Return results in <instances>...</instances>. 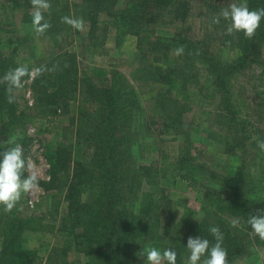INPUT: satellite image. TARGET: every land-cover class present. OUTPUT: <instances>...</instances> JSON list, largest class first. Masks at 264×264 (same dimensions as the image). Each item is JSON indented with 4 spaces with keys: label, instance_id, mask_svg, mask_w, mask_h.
I'll return each instance as SVG.
<instances>
[{
    "label": "rangeland",
    "instance_id": "rangeland-1",
    "mask_svg": "<svg viewBox=\"0 0 264 264\" xmlns=\"http://www.w3.org/2000/svg\"><path fill=\"white\" fill-rule=\"evenodd\" d=\"M127 1L130 0H116L115 6L122 9ZM224 1L226 0H221L220 3H226ZM187 2L191 6L188 19L183 23L168 22L156 25L155 36L169 38L180 33L199 41L205 32L210 31L203 0ZM56 3L58 10L63 9L66 13L63 15L66 16L75 6L81 4V0H56ZM21 11L10 0H0V54L10 57L15 68L27 65L31 70L41 61L48 66H57L58 62L55 60L63 52L62 44H58V39L54 36L44 35L37 38L31 30V25L21 22ZM113 23L111 18L108 20L104 15L100 16L96 37H102L101 28H108L102 48L92 47V42L86 35V28L79 34L68 36L64 45L67 51L76 56L78 70L81 73L86 72L90 81L99 88L106 87L103 79L112 78L115 71L121 73L133 90L139 105V110L132 112L125 131L129 144L116 145L117 142H113L115 151L111 153V164L107 165L106 169L109 171L112 165L118 166L115 172L108 173L114 183L113 207L117 208V212L133 210V207L136 209L141 201L145 203V195H148L146 193L153 191L160 195L163 191V199L169 205L167 218L173 229L172 235L187 241L189 231L182 229L185 228L190 214L194 215L195 221H200L201 198L204 196L176 176V166L185 158L187 162L184 163V170L192 173L194 181H197L196 185L199 183V186L211 190L213 194H225L219 177L231 176L236 168L242 167L246 176L245 190L249 201L264 204V151L257 147V141L264 140V44L260 49L262 64L253 66L248 76H240L231 82L234 113L240 117L241 122V125H237L232 121L233 114L221 112V98L212 77L204 71L203 66L197 64L195 80H186V75L178 76V67L182 60L180 61L181 56L174 55V47L170 48L167 55L163 50L148 52L146 45H143L140 48L142 51L139 52L136 50L137 40L130 30L122 28L116 33ZM210 38L207 47L215 58L223 63L235 59V50L219 46V41L213 40L214 35ZM158 66L166 70L173 68L176 78L174 86L171 87L169 78L167 84L159 83L157 78L153 82L154 68ZM159 77L161 78V75ZM25 80L27 82L24 87L15 94V116L8 118L4 115L1 121L4 125L12 123L13 130L8 136H0V149L5 150L8 146L6 141L13 147L16 144L22 146L25 157L29 164L34 165L40 178L41 191L25 194L20 200L26 203L25 212L28 213L25 216V226L38 230L32 232L25 230V226L22 228V247L42 258V264H45L49 253L58 256L56 264H104L100 256L91 252L92 247L99 244L93 243L88 249L84 241L86 239L79 245L71 234L84 233L87 239L98 236L80 214L78 219L82 224L70 227L73 223L71 216L76 215L73 212L71 216H67V186L72 179V173H69L64 185L61 181V188L49 187L51 164L57 153L72 166L79 162L98 173V170H94L95 165H91L92 148L95 149L96 143L105 148L109 146L107 137L95 129V124L103 121L98 113L99 108L89 112L91 121L83 116L86 106H81L78 101L71 105L67 113L63 114L61 109H57L51 116L42 115L32 89L34 80L27 77ZM121 88L127 89L125 82ZM159 98L161 109L156 106ZM100 100L103 104V99ZM251 105L254 106L253 111L250 109ZM152 122L155 126L147 131V123ZM178 127L182 133L176 130ZM94 129L99 133L93 136V140L88 141V137H91L90 131ZM245 137H249L250 141ZM116 138L122 139L118 136ZM234 138L241 140L243 147L234 145ZM227 143H230L229 148ZM187 147L190 149L188 156L185 155ZM239 155L243 158H238ZM226 161L229 162L228 167L223 171ZM153 166H157L162 176L154 189L145 185L143 174L144 169ZM121 169L125 170L123 174L118 172ZM99 182L98 179L91 180V183ZM81 186L83 188L77 202L80 205H89L94 198L90 196L88 186ZM123 197L129 199L126 201L129 209H123ZM223 218L233 227L232 217L225 214ZM174 241L167 239L164 245L149 241L140 249L155 247L162 251L163 248H173ZM140 249L136 251L138 257L135 264H145L144 257L139 256L142 251ZM233 264H264V248L250 246L248 253L237 258Z\"/></svg>",
    "mask_w": 264,
    "mask_h": 264
},
{
    "label": "trees",
    "instance_id": "trees-1",
    "mask_svg": "<svg viewBox=\"0 0 264 264\" xmlns=\"http://www.w3.org/2000/svg\"><path fill=\"white\" fill-rule=\"evenodd\" d=\"M10 1L22 10L21 22L31 25L30 0ZM220 2L221 0H203L204 7L207 10L206 21L208 26L212 17L218 14L222 8L233 2L240 3L241 0H226L224 4ZM50 3L51 8L44 13V18L46 22L50 23L51 28L45 36L56 37L58 39L57 43L62 44L63 52L55 60V62H58L57 66L45 65L44 61L34 66L39 67L44 64L50 69V71H45L42 75L33 79L32 89L40 108L39 111L42 115L51 116L53 112L56 113L57 109H61V113L64 114L68 112L73 103L78 101L81 106H86L83 116L91 121L92 118L88 114L98 107V113L101 114L103 123L100 122L102 127L100 123L95 124V129L97 128L99 132H102L109 142V146L106 148L99 143H96L95 149L92 148L90 160L91 165H95L94 170H98V173L95 171L96 174L90 170L88 165L76 162L72 166L68 160L65 161L60 158V153H57L55 160L52 161L49 187L61 188L59 186L61 181L64 185L69 173H72V179L67 186V199L69 200L67 216H71L73 212L76 215L71 216L74 224L72 223L70 227L82 224L78 219L80 214L85 217V223H88L90 229L95 230L98 236L97 238L87 239L84 237V233L77 235L71 232V234H73L76 244L81 245L83 244L82 240L86 239L84 241H86L88 249L93 243L99 244V246L90 249L93 254L102 258L104 264H135L136 257H138L136 251L144 248L145 243L150 241L164 245L167 239H172L175 240L172 243L175 245L173 249L178 253L177 264H179L180 258L188 254L185 249L187 241H182L178 239L179 237L172 235L173 229L168 221L169 218H167L169 205L163 199V191L160 195H156L153 191L146 193L148 195H145V203L141 201L137 204L136 209L133 207V210H124L121 213L117 212L116 207H113L114 183L112 176H108V173L115 172L118 166L112 165L113 167L109 171L106 169L107 165L111 164V153L115 151L112 147L113 142H117L116 145L129 144L128 139L125 137V131L129 125L132 112L139 110L134 92L119 72L115 71L112 78L103 79L102 81L106 83V87L99 88L90 81L86 72L81 73L78 70L76 56L67 51L64 44L68 36L79 34L80 31L61 23V17L64 16L63 9L58 10L56 0H50ZM115 3L116 0H81V4L75 6L74 10L68 12L66 16L82 17L84 19L88 40L92 42V47L96 49L103 47V40L108 29L107 26L101 28L102 37L99 39L96 37L95 33L99 29L98 21L102 15L105 18L107 17L108 20L110 18L113 20L116 33L122 28L130 30L129 32L137 40L136 50L139 52L142 51L140 48L146 45L148 52L154 53L163 50L167 55L171 47L177 48L183 45L185 52L180 57L182 63L178 67V76L186 75V80H195L197 64L203 66L204 71L212 77L214 86L221 98V112L233 114V123L241 125L240 117L234 113L231 82L240 76H248V73L253 70V66L262 64L260 49L264 44V20L261 21L256 34L250 40L245 39L243 33H235L231 36L225 35L226 23L222 18L220 24L213 25L211 29L209 28L210 31L205 32V35L199 41L192 40L180 33L169 38H160L155 36L154 27L156 25H163L168 22H172L171 24L175 22L183 23L188 19L191 6L187 0H130L126 2L127 4L122 9L117 8ZM246 3L250 10L264 8V0H246ZM212 35H214L213 40L219 41V46H225L236 51L234 60L223 63L212 55L207 47ZM13 68L15 67L11 58L0 54V78L9 69ZM252 77L251 75L250 78ZM156 78L159 83L163 84H167L169 78L171 87L175 85L176 78L174 77L173 68L166 70V68L163 69L159 66L155 67L153 82ZM124 82L127 89L121 88ZM100 98L103 99V104ZM160 99L156 101V106L161 109ZM15 109L16 101L9 104L6 99L5 86L0 85V136H8L10 131L13 130L12 123L4 125L1 121L4 115L13 118ZM250 109L253 111L254 106L251 105ZM118 125L120 126L118 127ZM147 125V131L155 126L153 122L147 123ZM95 129L90 131L91 137H88V141L93 140V136L99 133ZM243 129L245 130L244 127ZM176 130L182 133L180 127ZM183 134L186 135L187 133ZM116 136L122 137V139L118 140ZM245 139L250 141L249 137H245ZM234 140V145L243 147L241 140L238 138H234ZM12 144H14V141ZM226 145L228 148L230 147V143ZM189 147L185 150L186 156L190 153ZM2 150L0 149V151ZM238 158L243 157L239 155ZM112 162L114 163V161ZM185 162H187L186 158L177 164L176 176L178 179L187 182L191 188L197 189V192L203 194L204 197L201 198L202 215L200 221H195L194 215H188L187 224L182 231L186 229V231H189V237L206 238L210 243H215L208 229L213 225L218 226L223 233L222 246L227 250L228 264H233L237 258L248 253L250 246L264 248V241L249 235L251 229L246 223L250 216L264 214V204L259 205L249 201L245 190L246 176L242 167L236 168L231 176L219 177L225 194H213L211 190L199 186V183L196 185L197 181H194L192 173L184 170ZM226 162L223 171H226L228 167L229 162ZM117 164L119 165V163ZM100 165L102 166L99 167ZM124 171V169L123 171L121 169L118 172L123 174ZM144 171L145 185L151 186L153 189L156 188L162 177L157 166L149 167ZM94 179H98L100 182L97 184L91 183V180ZM81 185L88 186L89 194L94 198V201L89 205L84 206L77 202L83 188ZM119 196L121 197V195ZM121 199L124 200L123 209H129V204L126 202L129 199L127 197ZM25 209L26 203L24 201H19L16 208L8 214H5L2 207H0V264L43 263L42 258L22 247L20 235L26 224L25 216L28 214ZM225 214L233 219L238 218L239 225L237 227L229 226L223 218ZM25 227H27L25 230L28 231H38L30 226ZM56 260H59L58 256L49 253L44 263L56 264Z\"/></svg>",
    "mask_w": 264,
    "mask_h": 264
},
{
    "label": "clouds",
    "instance_id": "clouds-1",
    "mask_svg": "<svg viewBox=\"0 0 264 264\" xmlns=\"http://www.w3.org/2000/svg\"><path fill=\"white\" fill-rule=\"evenodd\" d=\"M31 30L37 38L44 36L51 28L50 23L45 21L44 13L51 8L50 0H30ZM221 18L226 23L225 35L231 36L235 33H243L245 39H252L264 20V8L250 10L246 0L240 3H231L212 17L209 28L220 24ZM61 23L70 26L76 31H84L85 21L82 17L72 16L61 17ZM183 45L174 49V55H183ZM54 70V69H51ZM50 71L46 66L41 65L29 70L27 65L9 69L2 78L0 85L5 86L6 99L9 104L15 101L16 91L23 88L29 80ZM255 139V138H254ZM8 145L5 150L0 151V207L5 214L11 213L25 194L41 191L39 176L34 165L29 164L25 157L22 146L16 144L14 147ZM257 147L264 151V140L257 141ZM27 173V175H25ZM247 225L251 231L249 235L258 237L264 241V214L250 216ZM233 227L239 225V219L232 221ZM215 243H210L206 238L188 237L186 247L187 256L181 257L179 264H228L227 250L222 246L223 233L218 226H210L208 229ZM139 256L144 257L145 264H177L178 253L173 248H165L162 251L151 247L142 250Z\"/></svg>",
    "mask_w": 264,
    "mask_h": 264
},
{
    "label": "built area",
    "instance_id": "built-area-1",
    "mask_svg": "<svg viewBox=\"0 0 264 264\" xmlns=\"http://www.w3.org/2000/svg\"><path fill=\"white\" fill-rule=\"evenodd\" d=\"M30 204H32V203H30Z\"/></svg>",
    "mask_w": 264,
    "mask_h": 264
}]
</instances>
